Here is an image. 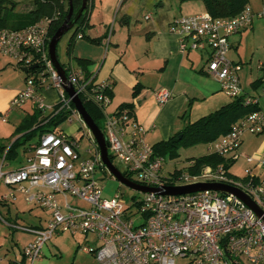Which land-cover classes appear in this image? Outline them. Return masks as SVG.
<instances>
[{"label":"built area","instance_id":"1","mask_svg":"<svg viewBox=\"0 0 264 264\" xmlns=\"http://www.w3.org/2000/svg\"><path fill=\"white\" fill-rule=\"evenodd\" d=\"M254 17L264 19V6L254 11L245 5L229 17H213L206 11L179 16L171 21L169 29L178 35L180 50L208 53L204 72L229 98H235L244 94L241 65L227 56L228 37L249 28ZM55 18L46 16L19 29L0 28V53L27 69L24 87L11 99L5 116L32 100L43 113L63 109L68 112L67 122L72 123L74 118L80 121L72 97L63 87L69 84L82 103L91 102L100 108L108 154L124 165L130 175L127 178L158 188L194 183L229 185L248 196L261 212L257 214L234 194L210 189L179 195L142 192L141 198H131L130 202L119 192L106 197L104 186L95 176L98 168L106 170L95 142L82 154L75 137L65 132H44L30 145L24 164L11 170L0 167V180L22 192L27 202L49 212L44 227L17 226L33 235L23 248V264L39 260L44 244L61 233L91 234L94 245H80V249L91 254L96 264H175L177 259H182V264H264V174L257 171L264 170V150L258 156L243 155L253 167H247L242 177L222 165H205L197 173L164 175L165 159L153 154L152 145L145 140L146 129L132 112L127 108L109 109L111 81H97L94 72L86 75L82 68L71 65L63 67L62 81L48 54V27ZM111 31L110 27L105 48ZM76 38H82V34ZM29 69L35 71L27 72ZM44 88L57 91L54 103L43 100L40 91ZM155 96L157 103L163 104L171 93L159 89ZM244 104L256 105L258 99L245 96ZM245 132L264 137V111L253 110L240 118L226 134L208 143L209 149L235 161L241 155L237 149ZM7 196L13 197V193ZM69 198L80 200L85 207L72 205Z\"/></svg>","mask_w":264,"mask_h":264},{"label":"crops","instance_id":"2","mask_svg":"<svg viewBox=\"0 0 264 264\" xmlns=\"http://www.w3.org/2000/svg\"><path fill=\"white\" fill-rule=\"evenodd\" d=\"M173 4L175 10L172 9ZM173 4L170 0H144L139 2V7L136 8L131 0H88V24L83 31L84 37L77 39H87L90 45L75 39L72 42L70 59L62 63L64 66L79 67L74 57L89 59L91 64L88 70L96 74V80L112 82V103L109 109L113 110L121 103L132 102L135 119L146 129L145 140L146 136L152 134L154 143L167 139L181 130L188 121H194L231 100L220 90L219 84L204 72L208 53L194 49L180 50L178 35L169 29L171 21L176 17L204 12L203 3L199 0H174ZM247 5L258 11L264 6V0H249ZM33 8L31 2L16 13H25ZM110 27L112 31L109 44L105 48L104 39ZM92 38L99 41H91ZM228 42V58L241 65L239 77L244 95L256 96L259 110L264 111V19L254 17L249 28L230 35ZM96 61H99L98 65L93 64ZM12 64L9 60L0 61V139L10 137L22 119L35 109L34 102L26 100L5 116L11 99L24 87L26 78L23 76L16 82H2L6 78L3 72L10 69L15 71L18 78ZM135 85H140L141 90L136 97H132ZM159 89H166L171 93L169 100L163 104L156 101L155 92ZM40 95L50 104L55 102L57 91L44 88ZM242 143L243 137L240 146ZM28 154L29 149L25 151L19 148L14 160L4 159V156L0 158V167L3 170L15 169L26 162ZM259 154L258 150L254 152V156ZM224 157L229 158V155ZM16 160L17 164L9 167ZM228 170L230 171V167ZM0 183L6 188V192L0 190V205L6 208L8 216L10 209L7 201H14L17 191L30 205V219L24 226L37 228L46 225L49 218L46 209L27 202L22 192L3 180H0ZM10 192L13 197H5ZM38 209H41V212L37 211ZM7 225L22 231L27 239L22 242L21 235L14 236L13 233L11 256L4 252L5 257H0V264H23V248L33 239V235L19 229L17 226L22 225L16 220ZM78 234L71 235L74 240L73 250L67 251L64 259L56 260L53 264H96L91 254L80 249L82 241H89V237L81 234V241L77 237ZM60 235L62 233L57 234V237Z\"/></svg>","mask_w":264,"mask_h":264},{"label":"trees","instance_id":"3","mask_svg":"<svg viewBox=\"0 0 264 264\" xmlns=\"http://www.w3.org/2000/svg\"><path fill=\"white\" fill-rule=\"evenodd\" d=\"M188 1V0H180ZM203 3L205 11L213 17H229L240 12L249 0H199ZM82 0H71L74 13L81 6ZM8 3L9 6L5 4ZM34 8L25 13L12 12L15 3L12 0H0V28L19 29L31 25L43 17L56 16L51 21L48 27L49 38L54 34L56 29L64 21L68 12V0H32ZM7 10H11L8 12ZM87 10L88 0L83 13L80 15L76 23L77 28L70 38L68 44V52L71 51L72 42L76 39L78 33L82 34L87 26ZM91 41L98 42L97 38H92ZM76 64L82 68L86 75L90 74L88 70L91 61L86 58L74 57ZM62 64V63H61ZM62 66H64L62 64ZM65 67V66H64ZM35 69H29L27 72H34ZM141 90L140 85H135L132 92V97H136ZM112 95V94H111ZM245 95H240L215 109L214 111L194 120L188 121L181 130L173 133L165 140H160L152 145L153 154L162 156L165 160L167 157L174 158L177 156L178 149L182 146H192L200 142L210 143L219 136L226 134L231 126L243 116L258 110V105L244 104ZM86 111L89 113L95 124L103 131V114L99 107L91 102L83 101ZM119 109L127 108L134 115V104L132 102L121 103L117 106ZM56 109V108H55ZM68 112L59 110L56 113L49 112L43 114L42 110L35 106L31 114H27L20 124L16 127L13 134L6 138L0 139V158L14 160L18 155V149L27 151L30 145L37 141L38 137L44 132H63L61 125L66 121ZM15 137L13 140L12 138ZM34 138L36 140L34 141ZM113 163V155L108 154ZM193 161L192 165H187L188 172L197 173L205 165L216 167L219 165L229 168L233 164L231 158H226L217 153H209L198 157H192L188 163ZM21 166V165H20ZM19 167V166H18ZM180 171L169 173L171 176L180 174ZM122 174L130 177L127 171H122ZM134 200V197H132Z\"/></svg>","mask_w":264,"mask_h":264},{"label":"rangeland","instance_id":"4","mask_svg":"<svg viewBox=\"0 0 264 264\" xmlns=\"http://www.w3.org/2000/svg\"><path fill=\"white\" fill-rule=\"evenodd\" d=\"M15 5L12 12H17L21 10L26 4H30L32 0H12ZM136 8L139 7V2H143L144 0H131ZM170 3H174V0H170ZM141 4V3H140ZM9 6L8 3L5 4ZM138 6V7H137ZM172 9L175 10V4H173ZM11 12V10H7ZM77 25L73 26L70 30H68L58 41L56 46V54L61 63L67 62L70 58V52H68V44L71 36L73 35ZM262 35V34H261ZM76 40H78L76 38ZM82 44L90 45L87 39L78 40ZM103 52V51H102ZM9 60L13 64L11 65L18 74L15 76V71L13 72L11 69L3 72L5 73L6 78L3 81L13 80L14 82L19 81L23 76L26 77V72L21 69L20 66L16 64V61L9 56L3 55L0 53V61ZM99 61L94 62L93 64L98 65ZM95 65V66H96ZM1 72V71H0ZM30 104V102H29ZM28 105V104H27ZM10 106V105H9ZM47 110L43 113L46 114ZM1 119V117H0ZM104 123V121L102 122ZM62 131L67 133L68 135L75 137L80 145V151L83 154L85 149H89L92 147V143H94V138L88 129V127L84 124L82 120L73 119L72 123L65 121L61 125ZM157 130V129H156ZM153 135L149 134L146 136V142L149 144H153L154 141L152 138ZM243 143L239 147V153L241 157L237 158L233 164L230 166V173L235 176L242 177L245 173V169L249 166L253 167V164L247 163L246 159L243 157L244 154L254 155L255 151L264 150V137L256 136L249 132H245L243 134ZM157 141V140H156ZM211 153L209 149L208 143L200 142L192 146H182L178 149L177 156L174 158L167 157L163 167V174L168 175L173 171L177 170L181 173L188 172L187 164L188 160L192 157H198L205 154ZM17 164V160L10 164L9 167H13V165ZM113 164L122 172L124 171V165L119 163L116 159H113ZM261 174H264V170H258ZM96 178L99 179L101 184L104 186L103 193L104 196L108 197L113 195L115 192H119L126 202H130L132 197L141 198L142 192L133 190L123 184H121L117 179H115L106 169L105 172L102 169H97ZM134 178V177H133ZM0 190L6 192L5 186L0 183ZM15 191V190H14ZM16 199L14 201L8 200L7 204L9 205L10 215L8 216L6 213V208L0 205V257H5L4 252H7L8 255L11 256L10 248L12 246V237L21 235L20 241H25L27 236L22 233V231L18 229H14L12 227H8V223H12L15 220L19 225H26L30 219L29 208L30 205L26 203L23 199V196L15 191ZM69 202L74 206L85 207L80 200L76 198H69ZM37 211L41 212V209ZM17 215V216H16ZM14 233V236L12 234ZM25 237V238H24ZM77 237L82 241L83 235L78 234ZM89 241H82L81 245L93 246L95 242V238L90 234ZM73 238L70 233H62L59 237L54 236L50 241L44 244L42 248V257L36 261L34 264H53L56 260L64 259L67 251L73 250ZM60 249V251L58 250ZM61 252V253H60ZM56 253L57 255H55ZM80 253V252H79ZM78 253V254H79ZM61 254V255H60ZM184 261L182 259H177L175 264H182Z\"/></svg>","mask_w":264,"mask_h":264},{"label":"water","instance_id":"5","mask_svg":"<svg viewBox=\"0 0 264 264\" xmlns=\"http://www.w3.org/2000/svg\"><path fill=\"white\" fill-rule=\"evenodd\" d=\"M86 2L87 0H82L81 6L78 8V10L74 13L73 6L71 4V0H68V12L66 14V17L62 24L56 29L54 34L50 37L49 42H48V54L49 58L51 60V63L53 67L55 68L56 72L60 75L61 79L63 82H65V71L60 63L57 54H56V46L60 38L68 31L70 30L80 15L83 13L85 7H86ZM36 65L34 64L32 66L35 67ZM23 71H26V68H22ZM64 90L67 92V94L72 97V102L81 117L82 121L84 124L88 127L90 130L94 142L99 150L100 154V159L103 163V165L106 167L108 172L115 178L117 179L121 184L136 190L140 192H154V193H159L162 195H179V194H185L189 192H194V191H201V190H215V191H220L224 193H231L236 196H238L240 199L244 201L246 205L251 207L257 214H260L259 208L249 199L248 196H246L243 192H241L239 189L221 184V183H194V184H189V185H183V186H164L162 188L158 187H149L145 185L138 184L134 182L133 180L127 178L122 174V172L111 162L109 156H108V151H107V146L105 142L104 135L102 131L99 129V127L95 124L89 113L86 111L82 101L80 98L74 94V89L71 85L69 84H63Z\"/></svg>","mask_w":264,"mask_h":264}]
</instances>
